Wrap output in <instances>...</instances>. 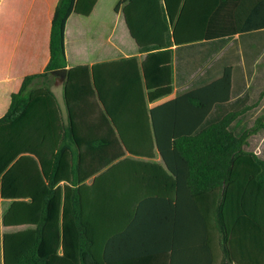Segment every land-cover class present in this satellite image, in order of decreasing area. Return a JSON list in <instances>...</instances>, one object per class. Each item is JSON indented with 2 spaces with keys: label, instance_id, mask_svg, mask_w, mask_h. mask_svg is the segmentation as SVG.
Instances as JSON below:
<instances>
[{
  "label": "trees",
  "instance_id": "trees-1",
  "mask_svg": "<svg viewBox=\"0 0 264 264\" xmlns=\"http://www.w3.org/2000/svg\"><path fill=\"white\" fill-rule=\"evenodd\" d=\"M96 4L59 0L48 65L23 79L0 119V264H109L97 234L124 224L123 169L155 165L157 155L166 169L156 166L162 187L145 211L148 228L194 212V227L222 233L231 262L236 230L264 229V159L248 150L264 117L238 135L239 113H218L233 98V67L149 106L173 94L170 46L263 32L264 0H120L115 11L123 8L132 40L151 53L141 64L69 68L67 22ZM61 80L64 106L53 90Z\"/></svg>",
  "mask_w": 264,
  "mask_h": 264
},
{
  "label": "crops",
  "instance_id": "crops-1",
  "mask_svg": "<svg viewBox=\"0 0 264 264\" xmlns=\"http://www.w3.org/2000/svg\"><path fill=\"white\" fill-rule=\"evenodd\" d=\"M120 0H97L89 17L73 14L66 26L65 45L69 68L78 66L93 67L106 63H116L136 59L140 64L149 51L140 50L132 40L127 29L123 8L117 13L115 8ZM59 0H0V119L11 105V96L19 92L26 76L44 72L50 60V36L52 20ZM113 7L114 15L109 13ZM106 10L108 12L106 13ZM110 21L116 24L123 22L129 38L130 51H121L115 45L101 51L93 32L94 24L104 29L109 28ZM100 25V26H99ZM243 39L245 48L243 45ZM171 41V40H169ZM236 41L240 47L235 50V61L227 56L218 59L207 71L196 87L211 83L222 77L227 67H233V98L218 113L236 111L239 118L235 125L245 131L254 128L260 114V102L257 96L260 82L259 62L261 50L264 49V31L236 35L232 39L203 43L212 45L208 59L213 57L221 46ZM199 45V44H196ZM195 46V45H192ZM192 46H170L173 67V94L149 108L158 105L177 95L175 84L178 78L180 51ZM80 53H73L74 50ZM90 52V53H89ZM92 52V53H91ZM155 52V51H153ZM264 84V75H263ZM193 88V89H194ZM59 103L64 106L62 80L53 87ZM184 93V92H183ZM251 126H248L250 125ZM116 135L115 131L107 132ZM249 151L264 159V130L253 134L249 140ZM129 155H127L128 157ZM130 157V156H129ZM154 164L128 165L123 169V202L126 206L123 213L122 234L107 228L98 232L103 238L100 252L108 251L109 264H264V229L241 227L236 230L232 244V261L229 262L222 246L223 235L212 229L196 228L194 212H178L175 221L148 228L147 219H153L150 213L158 201V189L162 187V173ZM159 179V180H158ZM93 180L87 182L90 186ZM155 202V204L153 203ZM2 207V204H1ZM94 217V216H93ZM91 217V218H93ZM253 224V218L249 220ZM153 261V263H148Z\"/></svg>",
  "mask_w": 264,
  "mask_h": 264
},
{
  "label": "rangeland",
  "instance_id": "rangeland-1",
  "mask_svg": "<svg viewBox=\"0 0 264 264\" xmlns=\"http://www.w3.org/2000/svg\"><path fill=\"white\" fill-rule=\"evenodd\" d=\"M113 7L109 10V13L114 15ZM108 10H106V13ZM98 24V23H97ZM97 24H94L93 32L96 34V39L99 42L97 47L103 51L104 49H111L113 45L118 47L121 51H130L129 43L130 40L127 38V34L124 28L123 22L116 24L115 33H113L114 23L110 21L109 28L104 29L102 27H98ZM100 26V25H99ZM170 40L171 37H168ZM243 39V45L245 48ZM240 43L236 41L231 42L227 46H221L223 51L220 52V49H217L215 55L210 59L207 58L206 55H209L211 50L213 49L212 45L199 44L189 48H185L180 51V60L178 64V78L175 84V88H177V94H181L183 92L189 91L193 89L198 82H200L203 77L206 76L207 71L215 64L218 59H221L224 56H227L229 60L232 62L235 61V50L237 47H240ZM73 53H80L79 50H74ZM90 53V52H89ZM92 53V52H91ZM259 71H260V82H259V90L257 96L259 97L260 102V117H264V84H263V75H264V49L261 50L260 54V62H259ZM248 126H251L248 125ZM241 126H236L235 123L233 125V130L236 134H241L243 131L241 130ZM250 150V148H248ZM9 205V202H3V206L6 207ZM3 207V208H4ZM5 230H2V233H5Z\"/></svg>",
  "mask_w": 264,
  "mask_h": 264
}]
</instances>
